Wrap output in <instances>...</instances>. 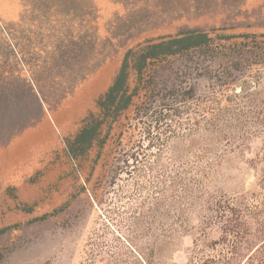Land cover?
Listing matches in <instances>:
<instances>
[{
	"label": "rangeland",
	"instance_id": "rangeland-1",
	"mask_svg": "<svg viewBox=\"0 0 264 264\" xmlns=\"http://www.w3.org/2000/svg\"><path fill=\"white\" fill-rule=\"evenodd\" d=\"M189 29L208 32L212 47L161 60L141 81L132 71V104L104 123L103 143L71 159L67 138L100 114L97 100L125 52ZM263 32L264 0H0V228L22 223L0 234V264H225L220 231L199 234L188 205L182 215L190 191L177 182L182 160L193 166L197 147L209 148L211 115L180 110L188 90L208 94L215 75H229L236 90L244 79L264 89V53L253 38H220L257 34L264 46ZM241 104L219 121L264 122L259 107ZM258 132L224 162L211 190L261 192L249 164L264 152Z\"/></svg>",
	"mask_w": 264,
	"mask_h": 264
},
{
	"label": "trees",
	"instance_id": "trees-1",
	"mask_svg": "<svg viewBox=\"0 0 264 264\" xmlns=\"http://www.w3.org/2000/svg\"><path fill=\"white\" fill-rule=\"evenodd\" d=\"M256 36L257 34L239 33L224 34L220 38L229 40L234 37H252V48L264 53L262 41L257 40ZM259 36H264V32ZM212 43L213 37L208 32L189 29L149 42L138 49L129 48L111 85L97 100L100 114H89L80 129L67 138L66 147L71 159L79 160L88 154L95 143H103L104 140L99 136L104 123L108 119L116 120L132 104L138 91V87H130L132 71L136 72L141 81L153 64L180 53L210 48ZM248 43L249 41L244 42L243 46H248ZM211 79L210 92L198 96L195 90L190 88L187 96L190 102L186 104L185 109L180 110V113L194 110L211 115L205 128L211 142L209 148L200 154L202 150L198 146L194 156L195 164L192 166L189 161L182 160V171L177 176V182L182 189L190 191V194L183 192L181 196L182 215L191 209L197 213L200 217V225L197 228L199 234L207 236L210 230L220 231L222 262L225 264H264V152L256 153L249 162L255 169L256 186L261 192L242 191L231 196L219 190H211L210 187L229 156L233 152L243 151L247 140L256 136L258 129V133L264 132V122L259 125H243L220 122L219 118L225 113L239 112L242 102H247L250 107H259L264 116V89L257 88L256 83L253 86L250 79H244L239 84L240 89L236 90L238 82L229 75L219 74ZM147 102L145 107L150 108ZM194 123L193 131L199 132L203 129L200 120ZM187 205L191 209H187ZM66 207L67 205H62L51 212L35 216L27 223L47 220ZM17 208L26 213L33 211V205L27 203H20ZM182 223L181 227L185 230L186 221ZM21 226L20 222L3 226L0 228V234Z\"/></svg>",
	"mask_w": 264,
	"mask_h": 264
}]
</instances>
